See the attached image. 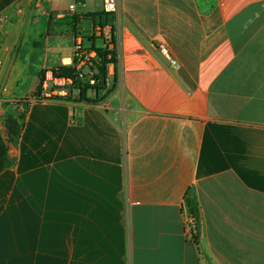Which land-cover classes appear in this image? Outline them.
Listing matches in <instances>:
<instances>
[{"label": "crops", "instance_id": "0c3cea01", "mask_svg": "<svg viewBox=\"0 0 264 264\" xmlns=\"http://www.w3.org/2000/svg\"><path fill=\"white\" fill-rule=\"evenodd\" d=\"M122 2L127 34L104 0L77 6L76 30L59 23L71 0H0V42L21 33L0 57L25 73L36 59L39 81L96 25L117 55L102 104L26 101L0 174V264H264V0Z\"/></svg>", "mask_w": 264, "mask_h": 264}, {"label": "built area", "instance_id": "2783aa9c", "mask_svg": "<svg viewBox=\"0 0 264 264\" xmlns=\"http://www.w3.org/2000/svg\"><path fill=\"white\" fill-rule=\"evenodd\" d=\"M84 3V0H71L69 6V14L73 17L75 15L78 5ZM105 13L114 17V26L121 34H127V29L123 28V2L122 0H104ZM113 30L114 27L110 25L99 24L96 25L90 33L89 37L102 38L104 46L109 52L115 51V44L113 43ZM83 34L79 33L76 36L74 50H73V63L72 67L75 70V76L70 78L55 77L52 70L45 74L43 83L40 85V100L44 102L46 97L53 96H71L80 91L79 83L76 81L87 82L90 85L95 84L93 79L94 61L97 59V51L90 50L84 46ZM158 51L166 59L170 67L178 68L177 61L172 57L170 50L164 45L160 44ZM111 55H109V58ZM114 64L108 65V76L106 80V87L111 88L114 85L111 71L114 69ZM92 94L94 92L92 91ZM38 100V99H37ZM198 220L189 212L186 213L184 220V236L188 241H197L198 239Z\"/></svg>", "mask_w": 264, "mask_h": 264}, {"label": "trees", "instance_id": "16d2710c", "mask_svg": "<svg viewBox=\"0 0 264 264\" xmlns=\"http://www.w3.org/2000/svg\"><path fill=\"white\" fill-rule=\"evenodd\" d=\"M94 17V16H93ZM79 18L77 17H63L59 20L61 24L71 25L75 30L77 28ZM97 40H102V38L97 37H89L86 38V42L90 44V50L97 51V59L94 61L93 70V79L95 80L94 85H90L87 82L76 81L79 83V87H81L80 91L76 94H72L71 96H53L46 97L45 100H61V101H76L91 105H99L105 102L115 91L117 79H114V85L111 88L106 87V80L108 76V65L114 64L117 65V55L116 51L109 52L106 47H97L95 43ZM104 43V41H103ZM109 55L111 57L109 58ZM52 71L55 74V77H65L70 78L76 77L75 70L72 65L68 66H60L58 68H53ZM47 71H41L40 73V83L37 87V91L34 95L39 101L40 96V85L43 83L45 74ZM92 91L94 94H92ZM104 93L103 95H101ZM13 113H8L5 117L4 122L6 137L3 135L0 130V174L6 169L12 168L14 166V161L11 159L10 150L11 147H17L20 136L22 134L24 124H25V112L20 115H16L14 111ZM189 213L193 215L199 221V209L198 204L195 199L189 197L188 200Z\"/></svg>", "mask_w": 264, "mask_h": 264}, {"label": "rangeland", "instance_id": "374dc122", "mask_svg": "<svg viewBox=\"0 0 264 264\" xmlns=\"http://www.w3.org/2000/svg\"><path fill=\"white\" fill-rule=\"evenodd\" d=\"M11 22L13 23L14 20ZM20 34V32H14L13 39L0 42L1 51L10 47L11 51L15 52ZM86 45H89V43L86 42ZM37 73L38 63L36 59L33 60L30 71L25 73V65L16 64L10 58L5 60V58L0 57V130L5 137L4 119H6L8 113H13L12 111L16 115L24 112L26 101L36 93L39 86L40 81L36 75Z\"/></svg>", "mask_w": 264, "mask_h": 264}]
</instances>
